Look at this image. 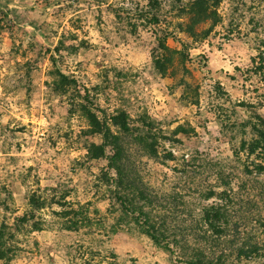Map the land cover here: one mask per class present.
Segmentation results:
<instances>
[{"label": "rangeland", "instance_id": "1", "mask_svg": "<svg viewBox=\"0 0 264 264\" xmlns=\"http://www.w3.org/2000/svg\"><path fill=\"white\" fill-rule=\"evenodd\" d=\"M195 1L0 0V264H264L263 161L241 150L264 123V0H207L203 21Z\"/></svg>", "mask_w": 264, "mask_h": 264}, {"label": "trees", "instance_id": "2", "mask_svg": "<svg viewBox=\"0 0 264 264\" xmlns=\"http://www.w3.org/2000/svg\"><path fill=\"white\" fill-rule=\"evenodd\" d=\"M210 1L207 0H196L193 3V9L196 8L198 10V15H200L201 20L203 21L207 18H209L213 12L209 11V3ZM215 5V4H213ZM215 7V6H210ZM210 15V16H209ZM152 21H156L155 18H150ZM169 36H164L163 38L157 37V48L153 52V65L154 69L161 75L165 76L167 75L168 69L170 65H172L173 60L172 57L174 55H177L181 57V51L177 50H171L166 42ZM182 49H185V47L182 45ZM63 79V77H62ZM65 79V78H64ZM87 119L89 122V127L92 128L93 134L94 133H101L104 142H107L109 139V131H104L101 128V125L99 122L96 121V118L91 114H87ZM111 124L112 126L118 127L122 132H127L128 127L125 123V117L123 114H117L115 116L111 117ZM261 127V128H260ZM95 131V132H94ZM253 131L256 133L257 138L253 140L249 144L242 143L241 150H246L249 155L254 154L256 151H259L261 155V160L263 161V165H256L255 167L259 169L260 171L264 170V123L261 122L260 126L254 127ZM103 133V134H102ZM115 140V138H112ZM103 146L104 144L99 148V150L103 153ZM247 166L244 167L245 172L249 173ZM117 176L119 179L123 177V174L120 170H117ZM130 193H133L137 196H139V199L142 201L146 199L144 197V193L142 191L136 190L135 188H131L129 186ZM132 196V194H131ZM225 196V195H223ZM220 195L219 201L221 199L227 200L226 197H223ZM118 200L120 202L121 207L130 214H136L137 217H140L142 225L147 229L146 231L149 233L150 237L155 240L159 241L164 239V235L162 232V227L164 226V221H160L158 218L152 217L149 213H146L142 210V207L135 205L132 198H126L125 196H119ZM152 203H148V206H151ZM145 205L143 204V207ZM202 223L204 224V227L211 233L214 237H222L227 232L229 225L228 220L222 211L221 207L216 204L215 206H212L208 210H204L202 214ZM250 250L254 251V247H251ZM194 260H199V254H194L193 258ZM194 264V263H191Z\"/></svg>", "mask_w": 264, "mask_h": 264}]
</instances>
